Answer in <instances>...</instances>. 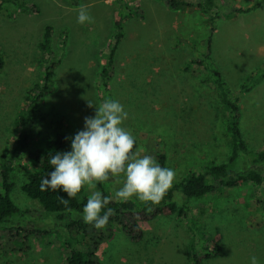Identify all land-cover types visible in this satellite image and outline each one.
<instances>
[{"label":"rangeland","instance_id":"rangeland-1","mask_svg":"<svg viewBox=\"0 0 264 264\" xmlns=\"http://www.w3.org/2000/svg\"><path fill=\"white\" fill-rule=\"evenodd\" d=\"M25 2L36 6L37 12L20 13L4 4L0 10V57L4 61L0 73V167L3 155L10 154L26 92L41 79L37 45L47 26L52 28L51 48L58 64L41 108L45 123L32 129V142L11 173L10 197L18 209L15 218L22 232L14 240L9 230L2 239L0 234V264H66L64 224L44 212L21 187L32 168L28 155L44 148L58 133L75 136L84 130L85 117L96 113L88 101L94 106L104 102L100 75L107 68L116 20H124V38L116 51L109 87L113 99L128 113L122 127L135 138L134 151L139 150L141 157L153 156L158 163L163 155V167L176 173L174 185L190 171L226 162L231 146L224 131L223 107L208 88V75L202 67L190 64L207 53L210 32L199 9H170L166 0ZM81 4L88 7L93 22H77L76 9ZM220 6L224 14L214 23L210 62L238 99L241 132L249 150L261 149L264 0H220ZM238 6L251 10L227 15ZM233 165L236 170L249 167L242 158ZM123 182L121 174L102 183V189L98 182L94 187L85 185L81 199L106 190L120 201L115 192ZM129 200L137 207L144 203L135 196ZM174 201L186 208V218L158 216L142 223L139 242H131L115 226L92 233L103 239L95 246L89 242L96 248V263L192 264L193 249L202 254L204 249L219 247L218 256L203 259L201 264H250L253 256L264 264V184L220 189L203 198L186 199L176 193ZM82 217L83 211L70 215L84 221ZM82 245L78 248L84 251L86 244Z\"/></svg>","mask_w":264,"mask_h":264},{"label":"trees","instance_id":"trees-1","mask_svg":"<svg viewBox=\"0 0 264 264\" xmlns=\"http://www.w3.org/2000/svg\"><path fill=\"white\" fill-rule=\"evenodd\" d=\"M170 9L180 7H196L205 16V21L209 27V36L206 40L207 53L197 56L196 59L190 62L196 66L202 67L209 79L208 88L210 92L219 100L220 106L223 107L222 113L224 117V131L230 141L231 150L226 162L219 164L210 163L208 166L199 171H190L180 181L176 182L165 195L163 200L158 205L151 203H143L141 207H137L133 201L127 202L117 201L110 197L106 190H103L102 195L110 197V203L102 210V215L107 211V208L113 209V215L109 218L108 224L103 229H96L92 224L85 223L81 220H74L70 215L74 212L83 211L87 200L81 199L84 192H81L75 197H68L62 190H41V181L47 178L48 174L54 171L50 165L49 158L56 153H65L71 151V139L74 136L64 133H58L55 137L46 142L45 147L38 149L34 155H28V158L33 162L32 168L27 173L26 182L21 187L24 194L39 204L47 214L53 215L58 224H64L66 231V245L68 252L66 255V264H97L95 249L93 245L102 241L100 235L94 238L95 232L106 231L111 226L121 228L131 242H139L143 237L141 228L142 223L153 221L158 216H176L178 219L186 218V208L178 207L174 201V195L178 193L186 199L203 198L213 194L220 189H236L245 185L259 187L264 184V148L249 150L247 143L243 139L240 125V110L238 99L235 98L227 89L225 82L222 80L219 71L211 64L210 41L211 35L214 33V23L219 18V15L224 13L221 11L220 0H166ZM4 5H11L20 13H36L37 7L27 5L25 0H1L0 10ZM251 8L235 7L234 11L227 14L236 16L249 12ZM123 19L116 20V34L114 41L109 44L106 66L100 75L101 86L103 89L104 101L113 99L110 93V81L115 63V55L118 46L124 38ZM52 28L47 26L44 28L41 40L37 45L38 64L41 72V79L35 83L24 97V105L18 112L16 117V135L13 139V144L10 149L9 156L3 155L0 167V234L1 239L5 231L9 230L11 238H18L19 232H22L17 227L16 216L18 209L11 200L10 194L13 188L11 173L14 165L20 158V155L25 152L30 146L33 139V128L42 126L45 123V116L41 111L43 100L53 85V70L58 64L55 59V53L51 48L52 43ZM4 67V61L0 57V73ZM184 72L189 71L188 68L183 69ZM247 91V87H243ZM215 91V92H214ZM114 100V99H113ZM242 158L249 164L248 168L236 170L234 163L237 159ZM159 163L163 167L164 156H160ZM102 189V183L98 182ZM63 197L67 204L61 200ZM148 209H151L149 211ZM20 212V211H19ZM16 220V221H15ZM13 225V226H12ZM109 230V229H108ZM38 234H46L47 231H36ZM93 233V234H92ZM92 235V236H91ZM99 237V238H98ZM94 242L90 245L89 242ZM86 244L84 251L78 248ZM88 245V247H87ZM205 251V252H204ZM199 252L193 249L191 253L192 264H201L203 259L216 257L221 253V249L216 247L210 251L204 249Z\"/></svg>","mask_w":264,"mask_h":264},{"label":"clouds","instance_id":"clouds-1","mask_svg":"<svg viewBox=\"0 0 264 264\" xmlns=\"http://www.w3.org/2000/svg\"><path fill=\"white\" fill-rule=\"evenodd\" d=\"M76 11L78 23L93 22L86 5L81 4ZM88 107L96 108L95 116L85 117L84 130L71 139L70 152L49 158L54 171L41 181V190H62L75 197L85 185L94 187L96 182L123 174V186L115 192L118 200L127 202L135 196L141 202L158 205L172 188L175 171L162 167L153 156L141 157L139 150L134 151L135 138L122 127L128 113L119 101L107 99L99 106L88 101ZM61 200L67 204L63 197ZM110 200L101 191L93 192L83 207L84 222L96 229L105 228L113 209L101 213ZM250 264H259L257 257H251Z\"/></svg>","mask_w":264,"mask_h":264}]
</instances>
